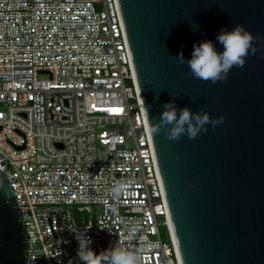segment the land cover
<instances>
[{"label": "built area", "instance_id": "obj_1", "mask_svg": "<svg viewBox=\"0 0 264 264\" xmlns=\"http://www.w3.org/2000/svg\"><path fill=\"white\" fill-rule=\"evenodd\" d=\"M0 172L25 264H83L85 230L97 255L143 241L142 264H182L118 0H0Z\"/></svg>", "mask_w": 264, "mask_h": 264}, {"label": "water", "instance_id": "obj_2", "mask_svg": "<svg viewBox=\"0 0 264 264\" xmlns=\"http://www.w3.org/2000/svg\"><path fill=\"white\" fill-rule=\"evenodd\" d=\"M118 1L149 127L172 100L225 117L195 139L150 132L182 264H264V0ZM237 24L258 51L225 82L194 79L177 60L203 41L223 51L218 34ZM27 240L0 172V264H25Z\"/></svg>", "mask_w": 264, "mask_h": 264}, {"label": "clouds", "instance_id": "obj_3", "mask_svg": "<svg viewBox=\"0 0 264 264\" xmlns=\"http://www.w3.org/2000/svg\"><path fill=\"white\" fill-rule=\"evenodd\" d=\"M257 39L242 25L237 24L231 31L221 29L218 34L217 40L223 46V51H217L212 41H203L193 46L191 59L185 61L182 52L176 58L181 64L187 63L194 79L210 81L213 84L225 82L233 67L243 68L247 56L254 55L258 51L254 47ZM162 109L158 122L153 124L149 120V131L153 136L164 131L169 141H178L185 134L189 139H195L202 131H207L206 125L215 128L225 120L223 115L212 118L203 109L195 113L188 107L177 110L174 100L166 102ZM146 112L149 116L147 107ZM127 191L126 183L116 182L110 188L108 195L113 201L118 202ZM73 232L79 245L77 256L83 264H142L141 252H146L152 247L150 244L138 241L141 252L114 246L97 255L91 248L92 241L86 235L87 230ZM135 232V228L129 230V239L136 238ZM69 264H72V261H69Z\"/></svg>", "mask_w": 264, "mask_h": 264}, {"label": "rangeland", "instance_id": "obj_4", "mask_svg": "<svg viewBox=\"0 0 264 264\" xmlns=\"http://www.w3.org/2000/svg\"><path fill=\"white\" fill-rule=\"evenodd\" d=\"M161 233H162V238H163L164 240H167L168 237H167V232H166L165 228H162V229H161Z\"/></svg>", "mask_w": 264, "mask_h": 264}, {"label": "snow or ice", "instance_id": "obj_5", "mask_svg": "<svg viewBox=\"0 0 264 264\" xmlns=\"http://www.w3.org/2000/svg\"><path fill=\"white\" fill-rule=\"evenodd\" d=\"M109 111L113 112V113H119L122 111V109L119 108H113V109H109Z\"/></svg>", "mask_w": 264, "mask_h": 264}, {"label": "bare ground", "instance_id": "obj_6", "mask_svg": "<svg viewBox=\"0 0 264 264\" xmlns=\"http://www.w3.org/2000/svg\"><path fill=\"white\" fill-rule=\"evenodd\" d=\"M152 145H154L153 139H152Z\"/></svg>", "mask_w": 264, "mask_h": 264}]
</instances>
